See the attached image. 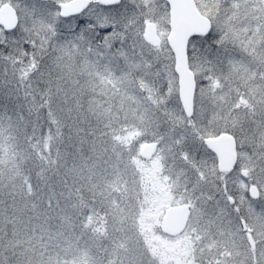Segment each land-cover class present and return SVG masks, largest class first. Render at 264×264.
Returning <instances> with one entry per match:
<instances>
[{
    "label": "snow or ice",
    "instance_id": "1",
    "mask_svg": "<svg viewBox=\"0 0 264 264\" xmlns=\"http://www.w3.org/2000/svg\"><path fill=\"white\" fill-rule=\"evenodd\" d=\"M0 264H264V0H0Z\"/></svg>",
    "mask_w": 264,
    "mask_h": 264
}]
</instances>
